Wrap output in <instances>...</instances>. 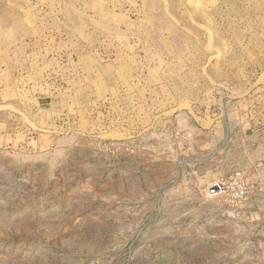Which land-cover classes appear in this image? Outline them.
<instances>
[{
	"label": "rangeland",
	"instance_id": "374dc122",
	"mask_svg": "<svg viewBox=\"0 0 264 264\" xmlns=\"http://www.w3.org/2000/svg\"><path fill=\"white\" fill-rule=\"evenodd\" d=\"M0 264H264V0H0Z\"/></svg>",
	"mask_w": 264,
	"mask_h": 264
},
{
	"label": "built area",
	"instance_id": "2783aa9c",
	"mask_svg": "<svg viewBox=\"0 0 264 264\" xmlns=\"http://www.w3.org/2000/svg\"><path fill=\"white\" fill-rule=\"evenodd\" d=\"M217 187H213L209 190L210 194H215Z\"/></svg>",
	"mask_w": 264,
	"mask_h": 264
}]
</instances>
